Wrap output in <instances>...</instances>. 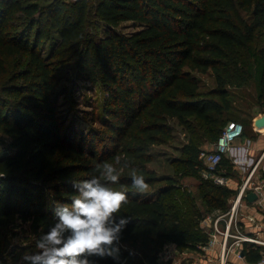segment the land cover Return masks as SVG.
Segmentation results:
<instances>
[{
  "label": "trees",
  "instance_id": "obj_1",
  "mask_svg": "<svg viewBox=\"0 0 264 264\" xmlns=\"http://www.w3.org/2000/svg\"><path fill=\"white\" fill-rule=\"evenodd\" d=\"M129 20L140 27L117 28ZM72 60L103 96L100 124L86 131L61 113L60 69ZM209 71L215 85L203 90L198 73ZM252 80L264 111V0H0V133L10 142L0 154V264H27L23 253L36 250L55 203L70 199L71 179L116 156L149 184L138 191L125 166L115 185L127 194L126 264H164L168 243L198 249L209 238L203 216L227 210L237 192L203 176L200 154L230 120L252 134V117L236 113L232 92ZM178 128L186 141L164 168L154 147ZM220 165L237 172L229 153ZM188 176L198 178L196 189L183 182ZM25 232L29 242L17 243ZM243 249L248 260L260 255L254 243Z\"/></svg>",
  "mask_w": 264,
  "mask_h": 264
},
{
  "label": "clouds",
  "instance_id": "obj_2",
  "mask_svg": "<svg viewBox=\"0 0 264 264\" xmlns=\"http://www.w3.org/2000/svg\"><path fill=\"white\" fill-rule=\"evenodd\" d=\"M125 166L131 167V185L147 189L145 175L120 156L98 162L88 178L71 179L70 199L55 203L53 222L39 234L36 250L24 252L22 259L27 264H98L93 256H111L126 264L122 235L128 217L120 215V209L127 194L115 186ZM129 255H135V249H129ZM256 264H264V256Z\"/></svg>",
  "mask_w": 264,
  "mask_h": 264
},
{
  "label": "built area",
  "instance_id": "obj_3",
  "mask_svg": "<svg viewBox=\"0 0 264 264\" xmlns=\"http://www.w3.org/2000/svg\"><path fill=\"white\" fill-rule=\"evenodd\" d=\"M244 128L242 121L230 120L218 139L212 143V147L201 151L200 156L205 164L203 176L212 178L219 184L236 187L237 192L227 210L214 209L203 216L201 226L209 233V238L195 249L197 259L193 264H201L199 259L203 258L213 261L216 250H219V264H227L231 252L245 259L244 264H256L261 256H264V243H260L264 241V236L260 235V230L249 233L243 231L241 227L242 218L245 216L254 226L264 225V167L260 168L264 151L259 159H253L244 155L246 146L235 145L236 140L243 135ZM225 153L233 154L234 168L238 173L234 175L228 173L220 165ZM251 191L257 195L252 202H255L256 210L262 214V218L245 212V207L251 201L247 194ZM247 242L260 246V255L254 261L248 260L245 256L243 247ZM189 256H191L189 251L179 250L178 246L168 243L160 253V260L164 264H185L184 259Z\"/></svg>",
  "mask_w": 264,
  "mask_h": 264
},
{
  "label": "rangeland",
  "instance_id": "obj_4",
  "mask_svg": "<svg viewBox=\"0 0 264 264\" xmlns=\"http://www.w3.org/2000/svg\"><path fill=\"white\" fill-rule=\"evenodd\" d=\"M140 27V24L132 20L123 21L119 27V30L126 32H132ZM52 42V41H51ZM50 44L46 45L48 51ZM75 60L69 61L62 65L60 69L61 75V113L65 119L67 125L78 130H88L91 126H99V121L95 118L99 116L102 105V93L98 86L93 85L88 80H84L76 70ZM201 79V87L203 90H207L215 85V80L212 72L198 73ZM234 94L235 111L240 117H249L259 112L260 108L256 105V89L255 82L250 81L245 87L241 89H232ZM241 120V119H239ZM242 121V120H241ZM246 129V123H244ZM186 141V135L178 128L175 132V137L169 144L156 145L154 147L155 153H158L159 159L164 162V168L167 167V158L178 155L181 144ZM206 148H211L212 145L207 141ZM10 146L9 138L0 133V154L7 152ZM211 146V147H210ZM153 167H157L158 163L152 164ZM164 170L162 169L161 172ZM183 182L189 187L196 189V185L199 182L198 178L188 176L183 178ZM30 233L25 232L20 236L15 237V241L22 245H26L29 242V238L25 235ZM22 259V258H21Z\"/></svg>",
  "mask_w": 264,
  "mask_h": 264
},
{
  "label": "crops",
  "instance_id": "obj_5",
  "mask_svg": "<svg viewBox=\"0 0 264 264\" xmlns=\"http://www.w3.org/2000/svg\"><path fill=\"white\" fill-rule=\"evenodd\" d=\"M251 117L249 118L252 119L251 121L252 134L242 135L236 140L235 145L236 146L237 145L246 146V149L243 152L244 155H247V157H251L253 159H259L262 156V153L264 151V111H259L253 114ZM230 156L232 157L233 154H230ZM263 167H264V156L260 163V168H263ZM237 177H239V175ZM245 212H247L248 214H255L257 218H262V214L258 213L256 210L255 202L253 203L252 201H250L249 205L245 207ZM241 227L243 231H246L249 233L256 232L259 229L260 235L264 236V225L258 226V227L254 226L253 223L246 216L242 218ZM171 244L174 246L176 245L175 243H171ZM179 250L190 252L191 256L184 259L185 264H193V262L195 263V260L197 259V257L195 256L196 255L195 250H193L192 252L190 251L191 249L189 248H179ZM214 256L215 258L213 261H208L207 259H204V258L199 259V260L201 264H219L218 263L219 250H216V252L214 253ZM244 261L245 259H241L234 252H231L229 255L227 264H244Z\"/></svg>",
  "mask_w": 264,
  "mask_h": 264
},
{
  "label": "water",
  "instance_id": "obj_6",
  "mask_svg": "<svg viewBox=\"0 0 264 264\" xmlns=\"http://www.w3.org/2000/svg\"><path fill=\"white\" fill-rule=\"evenodd\" d=\"M262 122V121H261ZM256 193L254 192V191H251V192H249L248 194H247V197H248V199L249 200H254L255 198H256Z\"/></svg>",
  "mask_w": 264,
  "mask_h": 264
}]
</instances>
